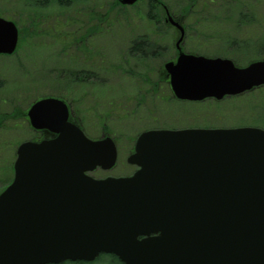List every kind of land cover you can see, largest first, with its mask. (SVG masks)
<instances>
[{
	"label": "water",
	"instance_id": "water-1",
	"mask_svg": "<svg viewBox=\"0 0 264 264\" xmlns=\"http://www.w3.org/2000/svg\"><path fill=\"white\" fill-rule=\"evenodd\" d=\"M167 15L181 31L179 46L185 29ZM18 37L16 24L0 17V53L14 52ZM165 68L184 100L264 84V59L237 67L181 51ZM29 116L58 136L18 148L15 181L0 194V264L93 261L102 253L126 264H264V129L145 131L128 157L139 168L98 179L87 171L116 164L110 136L89 138L55 97L35 102Z\"/></svg>",
	"mask_w": 264,
	"mask_h": 264
},
{
	"label": "rangeland",
	"instance_id": "rangeland-1",
	"mask_svg": "<svg viewBox=\"0 0 264 264\" xmlns=\"http://www.w3.org/2000/svg\"><path fill=\"white\" fill-rule=\"evenodd\" d=\"M111 1L75 0L70 6L65 3L61 4L58 0H48L46 4H37L35 0H0V14L23 25L26 33L32 30L30 14L33 10L41 16L39 31H43L53 20L60 24L55 28L56 35L60 33L57 38L52 35H42L38 31L27 38L25 35L20 48L14 55H0V188L3 189L11 182L13 178L12 164L15 159L14 148L23 141L19 140L20 138H25L24 131H20V133L15 131L19 128L17 125L22 120L20 115L14 116V113L24 112V109L34 100L50 94L67 96L64 98L71 102L73 113H76L74 119L91 136L100 137L108 130L112 136L117 138L119 157L116 167L111 170L97 169L92 172V175L96 177L132 174L136 167L127 162V157L131 154L135 137L147 129L177 126L236 127L244 125H259L264 128V86L237 99L220 102L208 100L202 103H190L173 99L169 83L164 79H159L157 71L164 61L174 55L173 40L175 37L173 38L171 35L164 39L159 36H151L152 41H157V44L167 48L165 51L161 48L163 50L161 51L162 57L157 58L156 54L149 55V63L153 67L149 76L152 81L157 83L154 87L150 88L148 84L142 82V77L139 76L141 73L138 76L130 75V69L131 73L138 69L135 70L136 57L132 53V57H129L128 49L136 37L149 33L151 28V25L147 24L144 18L138 16V13L132 8L129 10L130 19L127 20L121 14L116 18L108 16L109 25L106 23L105 27L100 28L96 34L88 38L85 37L86 46L89 47V50L96 51L97 55L96 59L89 63L87 59H83L82 57L89 53L86 52L84 55L82 44H71V37L73 35L79 37L86 32L87 26L92 27L97 24L96 20L88 19L90 15L86 9L89 5H94V2L101 3L102 6L95 5L93 11L98 10L105 13L108 9L107 3L110 6ZM241 2L244 3L242 0ZM250 3L248 6L254 7L253 12L260 19H264V4L254 5L252 0ZM80 9H85V12H80ZM199 9L200 7H198ZM238 12L239 10L235 6L219 7L217 11L219 20L225 22L226 26L232 27L238 19ZM70 17L72 19L69 21ZM62 23H64L63 28L61 27ZM129 23L131 24L129 25ZM214 30L215 28H212L210 32ZM66 33L67 35H65ZM187 37L185 46L187 51L200 53L202 52L200 48H206L204 45L196 43L197 38L204 36L190 32ZM160 39L161 41H159ZM223 40V38H219L203 52L209 54L221 52V55H224ZM234 55L236 54L227 53L224 56L233 58ZM262 57L264 55L258 56L256 53H252L244 58L239 57V64L246 65ZM122 62L121 68L125 70L111 72L113 64L122 65ZM80 68L97 71L99 76L93 75L92 78L98 80L93 79L91 80L93 84L85 86L73 83L70 80V75L75 74V71L72 70ZM84 74L87 75V73ZM8 99H12L13 106H8L7 101L4 102ZM112 101L116 105L112 108L113 111L108 110L111 116L107 119L105 118L106 109H109ZM101 115L103 116L101 117ZM105 126L108 128L105 129ZM34 135L31 132L30 136ZM30 136L26 137L30 138ZM8 137L12 139H8ZM99 261L93 264H103Z\"/></svg>",
	"mask_w": 264,
	"mask_h": 264
},
{
	"label": "trees",
	"instance_id": "trees-1",
	"mask_svg": "<svg viewBox=\"0 0 264 264\" xmlns=\"http://www.w3.org/2000/svg\"><path fill=\"white\" fill-rule=\"evenodd\" d=\"M37 4H46L48 0H35ZM61 4L65 3L66 5L73 4L75 0H58ZM244 3L241 2V0H140L136 5L134 6H126L122 5L118 0H112L108 9L103 12H99L98 10L94 12L93 8L95 5L102 6L101 3L94 2V5H89V7L86 9L87 13L90 15L88 18L89 20H96L97 24L89 27L88 31H86V36L92 34V32H98L100 28L103 27V24L106 25V22L109 24L110 20H107L108 16H112V18H116L118 15H124L125 18L128 20L131 17V14L129 13V10L132 8L137 13L138 16H141L144 18L147 22V24L151 25L149 33L143 34L142 36L136 37V42L134 41L135 45L133 46L131 52L128 51L129 57L131 56V53L134 54L137 60V64L135 67L138 69V71H134L133 73L129 72L130 74L139 75L142 77V82L146 84H155L156 82L152 81L149 74L152 73L153 67H151L149 61L151 54H156L157 58L162 57L163 53L160 51L153 52L151 49L153 42H151L150 37L154 35V37L162 38L167 37L169 35L174 36L175 32H173L172 27L165 22L164 16H163V9L161 8V3L166 4L170 11L177 15L183 23L188 28L187 33L189 34L192 32V34L204 36V37H215V38H223V46L225 48V54L232 55L235 53L236 55L233 56L236 63H239V57H243L250 55L252 53H256L258 56L264 55V19H260L255 12H253V8H250L248 5L251 4L250 0H242ZM71 2V3H70ZM254 2V5L257 4H264V0H252ZM105 6V4H104ZM229 6H235L238 8V19L235 21V25L232 26H226L225 22H222V20H219L218 18V9L219 7L227 8ZM198 7L200 9L198 10ZM216 11V12H215ZM80 12H85V9H80ZM143 12V13H142ZM35 10L31 12L30 16V26L33 28L31 31V36L33 34H36L40 28H39V20L41 16L37 14ZM72 18H68L70 21ZM54 22V20H53ZM129 22V21H128ZM63 24H61V27L63 28ZM131 23H129L130 25ZM52 25V24H49ZM51 31L55 30V26H50ZM212 28H215L214 31L210 30ZM208 31V32H207ZM241 34V35H237ZM67 35V33L65 34ZM84 35V36H85ZM212 35V36H208ZM161 36V37H160ZM219 36V37H218ZM247 36V37H245ZM82 39V38H81ZM138 41V42H137ZM161 41V39L159 40ZM197 44L204 45L206 48H200L202 50H207L211 47V45L214 43L213 41H196ZM209 54V53H208ZM214 54H221V52H216ZM154 56V55H153ZM134 58V57H133ZM129 61V59H127ZM148 64H147V62ZM122 65H118L117 63L113 64L111 66V72L113 70H125L124 68H121ZM125 67V66H124ZM131 70V69H130ZM86 71L80 70V73L70 75V80L73 81V83L77 84H84L83 86L87 84H93L91 80H98L96 78H92L93 75L99 76V73L96 71L87 72V75L84 74ZM137 73V74H136ZM83 74V75H82ZM148 75V76H147ZM147 76V77H146ZM69 78V77H68ZM100 79V78H99ZM102 84V83H100ZM56 95H62L63 97H66L63 94H56ZM142 102V101H141ZM115 102H111V106L109 109L106 110H112L114 107ZM121 107V106H120ZM119 107V109H120ZM111 114L109 111L106 112V117H110ZM108 127L105 126V129ZM108 131V130H107ZM2 188H0V191ZM107 258V259H106ZM99 262L103 264H125L123 263L116 255L114 254H101L98 256V258L93 262L83 261V260H77V261H63L61 263H54V264H93L94 262ZM53 264V263H50Z\"/></svg>",
	"mask_w": 264,
	"mask_h": 264
},
{
	"label": "flooded vegetation",
	"instance_id": "flooded-vegetation-1",
	"mask_svg": "<svg viewBox=\"0 0 264 264\" xmlns=\"http://www.w3.org/2000/svg\"><path fill=\"white\" fill-rule=\"evenodd\" d=\"M162 6V8L163 9H165V7L163 6V5H161ZM88 28L90 27V26H87ZM88 28L86 29V31H88ZM52 33H53V31H51ZM54 32H55V30H54ZM176 32H177V30H176ZM90 35H88L86 38H88V37H90V36H93L94 35V32H92V34L91 33H89ZM83 37V34L81 35V36H79V37H75V35H73V40H72V43H75V44H82V48H83V53H84V55H86V52H88V53H91V54H93L92 56L89 54V55H87V56H83L82 58L83 59H87L88 61H94L95 59H96V51H93V50H89V47H87L86 46V44L85 43H87V42H85L84 40L86 39H81ZM165 37H163V39H164ZM157 40L159 39V38H156ZM176 39V38H175ZM175 39L173 40V48H174V55L169 59V60H173V61H176L177 60V57H178V55H179V53H180V49H179V47L177 46V43L175 42ZM198 40H196V41H209V42H211V41H218L219 39L218 38H215V37H199V38H197ZM150 40H151V42H153V44L154 45H152V47H151V49L153 50V52H157V51H159V50H161V51H163L161 48H163L162 47V45L161 44H157V41L156 42H154V41H152V39H151V37H150ZM177 40H178V38H177ZM187 40H188V37L186 36V38H185V41L182 43V45L180 46V48L182 49V50H184V51H187L186 49H185V46H186V43H187ZM136 42V41H135ZM138 42V41H137ZM71 43V44H72ZM135 45V43L133 42V44L130 46V48L128 49V51H130L131 52V50H132V48H133V46ZM80 47V46H79ZM76 48H77V46H76ZM164 49V51H165V49H167V48H163ZM189 52V51H188ZM7 55V54H6ZM10 55H14V54H10ZM7 56H9V55H7ZM168 60V61H169ZM165 64V63H164ZM164 64H163V67H161V68H159V69H157V71H158V77H160L161 79H164L167 83H169V80H170V77H169V75H168V73L166 72V70L164 69ZM156 85V83L155 84H152V86L151 87H154ZM169 85H170V83H169ZM80 86V85H79ZM170 88H171V86H170ZM260 88V87H259ZM256 89H258V88H256ZM256 89H254V90H251V91H249V92H246V93H244V94H241V95H237V96H227V97H225L223 100H221V101H225V100H228V99H236V98H239V97H241V96H243V95H245V94H249V93H252V92H254ZM171 94H172V98L173 99H176L177 101H183V102H190V103H202V102H206V101H208V100H215V99H213V98H209V99H205V100H202V101H192V100H180V99H178L176 96H175V94H174V92L172 91V88H171ZM44 97V96H43ZM42 97H40V98H37L36 100H34L26 109H24V112H22V113H14V116H19L20 115V119L22 120V121H20L21 123L19 124V125H17V126H19V128L17 129V130H15V131H18L19 133H20V131H24V136H25V138H20L19 140H27V139H31V140H35V141H41V140H43V139H52V138H54L56 135L53 133V132H51L50 130H47V129H35V128H33L32 127V125H31V122H30V118H29V110H30V108H31V106H32V104L34 103V102H36L37 100H39V99H41ZM8 102V106H13L14 105V102L12 101V99H8V100H4V102ZM74 116H75V114H73V112H72V118L74 119ZM26 125V126H25ZM194 127H201V126H194ZM182 128H186V127H182ZM187 128H190V127H187ZM31 132H33V134H35L34 136H30L31 135ZM30 136V138H28V137H26V136ZM8 139H12V138H10V137H8ZM22 141V142H23ZM22 142H20L19 144H21ZM19 144L17 145V147L15 146V148H14V162H13V164H12V170H13V172H14V164H15V160H16V158H17V148H18V146H19ZM150 184V183H149ZM157 185H159V186H162V185H165L164 183H156ZM140 238H142V237H140Z\"/></svg>",
	"mask_w": 264,
	"mask_h": 264
}]
</instances>
